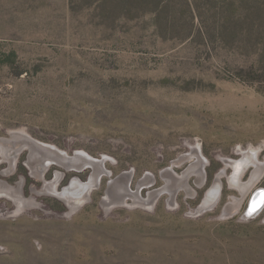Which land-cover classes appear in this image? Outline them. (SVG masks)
Masks as SVG:
<instances>
[{
    "label": "rangeland",
    "instance_id": "1",
    "mask_svg": "<svg viewBox=\"0 0 264 264\" xmlns=\"http://www.w3.org/2000/svg\"><path fill=\"white\" fill-rule=\"evenodd\" d=\"M12 132L105 171L51 165L56 191L36 195L28 148L10 170ZM197 153L191 195L103 204L120 175L152 177L146 198ZM246 155L242 183L264 163V0H0V181L35 194L0 196V264H264V206L246 214L264 170L244 195L231 181Z\"/></svg>",
    "mask_w": 264,
    "mask_h": 264
},
{
    "label": "bare ground",
    "instance_id": "2",
    "mask_svg": "<svg viewBox=\"0 0 264 264\" xmlns=\"http://www.w3.org/2000/svg\"><path fill=\"white\" fill-rule=\"evenodd\" d=\"M11 140V144L15 145L13 141L15 140H19V144L20 146L18 148H16L15 146L13 147L11 152V157H9V166L11 167L10 170H12V167L15 165V161H16V157L17 154L19 152H21L24 148H28L26 150L30 151V156H29V160H28V165L31 169V175H33L35 180H41L44 182V185L41 189H36L35 187L32 188V191L36 194V195H40L42 193L45 192H54L56 191V186L54 185V183H48L46 182L45 179V171L51 167V165H57L60 166V168H64L66 171H77L81 172L87 168H91L93 170L92 173V177L97 176V179L100 178V175L104 169V159H102L101 161H97L95 159L90 158L89 156L83 155V154H75L73 156L68 155L67 153L58 150L55 147L52 146H48V145H44L42 143H39L38 141L33 140L31 137H29L28 135L22 133V132H12V137H10ZM9 142V141H8ZM13 142V143H12ZM8 148V147H7ZM11 150V149H10ZM36 153L39 157L37 159V157L34 155ZM192 154V153H191ZM199 153L193 155L192 159L193 164H191V167L188 171L183 172L181 175H177L175 174L173 169H170L167 174L165 175V179H166V185L165 187L161 188L160 190H158L155 194L154 193H149L148 196L146 198H143L141 196L140 190L142 189V187L145 186H149L151 185L150 183L153 182V178L151 177H145L144 179L140 180L137 189L135 191L132 190V188L129 186V179L131 178V174H122L120 175V177H118L116 180H114L113 182H111V184L109 185L107 192H106V197L103 201L104 205H108L111 197H115L116 199L114 200L116 203L118 202H124L126 203L128 200H131L134 204H143V205H147L150 204L153 201V198H155L156 196L162 194V193H168L169 194V199L170 201H175V197L177 195V193L180 190H184L186 193H190L193 192V188L190 186V183H188L187 179H188V175L190 171H192V169L195 171L196 177L198 182H203L204 179V175H205V170H204V164L203 162L200 163V158H199ZM253 161V158L251 157V155H246L244 160H241L235 164H233V168H234V179L237 180V182L239 181L238 179H240L239 176H241V173L244 169V166H247V164H249L250 162ZM259 161V160H258ZM258 161H254L253 165L256 167V170L253 174V177L251 179V181L246 184L243 185L241 184L242 188L240 189V191L242 192V194L244 195L245 192L248 190L249 186L254 183L253 181L256 179V177L258 176V173L261 172L262 169V163L258 162ZM200 164V165H199ZM251 164V163H250ZM199 165V167H198ZM15 167V166H14ZM226 167H227V163L225 165V167L221 170V173H219L216 177V183L213 187V189H211L209 191V194L206 196V199L203 203V207H207V205L209 204V202H215L214 200L217 199V185L220 182V180L222 179V175L226 174ZM59 168V167H58ZM64 170V171H65ZM9 172V171H8ZM23 181L24 179H22L20 182H18L15 186L13 185H9L7 182L5 181H0V196H10L14 199V201L19 205V204H26V203H31L34 200V195L31 196L30 199H26L23 196V192H22V185H23ZM92 182V181H91ZM125 182V183H124ZM96 183V180H95ZM204 183V182H203ZM201 183H198V185ZM239 182H238V186H239ZM82 186V193H80L79 196L77 195H62L64 197V199L66 200L67 203H69L70 205H72L73 203H75L74 199L78 200L80 198H85L91 191V187L90 185L88 186L87 184H81ZM237 185V184H236ZM90 187V188H89ZM240 188V186H239ZM262 193L261 195L257 194L252 201V208L255 209L256 207H258L259 205L262 204V202L264 201V191L260 190ZM259 197L258 199H255ZM107 199V200H106ZM113 201V202H114ZM238 201V200H237ZM239 202V201H238Z\"/></svg>",
    "mask_w": 264,
    "mask_h": 264
},
{
    "label": "water",
    "instance_id": "3",
    "mask_svg": "<svg viewBox=\"0 0 264 264\" xmlns=\"http://www.w3.org/2000/svg\"><path fill=\"white\" fill-rule=\"evenodd\" d=\"M83 154V155H86L85 153H83V152H75L74 154ZM86 156H88V155H86ZM102 159H107L106 157H102ZM258 190V189H257ZM255 191L254 192V194L251 196V199H250V209L247 211L248 213H246L247 214V216H254V215H256V214H258L259 212H260V210H261V208L264 206V201L262 202V204L261 205H259L258 207H256L255 209H253L252 208V199L257 195V194H259V195H261V189H259L258 191ZM263 191H264V189H263ZM208 208V207H207ZM207 208H201V209H199L198 210V212H203V211H205Z\"/></svg>",
    "mask_w": 264,
    "mask_h": 264
},
{
    "label": "flooded vegetation",
    "instance_id": "4",
    "mask_svg": "<svg viewBox=\"0 0 264 264\" xmlns=\"http://www.w3.org/2000/svg\"><path fill=\"white\" fill-rule=\"evenodd\" d=\"M198 156H199V158H200V155H198ZM200 159H201V158H200ZM253 160H254V158H253ZM256 161H257V160H256ZM258 162H259V161H258ZM203 164H204V163H203ZM253 167H254V172H255L256 167H255L254 165H253ZM243 170H244V169H243ZM263 170H264V163H262V169H261V172H262ZM103 171H105V168L103 169ZM254 172H253V174H254ZM261 172L258 173V176L261 174ZM103 173H104V172H103ZM219 173H221V171H220ZM219 173H218V174H219ZM234 175H235V172L233 173V175H232V177H231V179H232L231 181H232L233 184H235V185H236V184L238 185V182H239V183H240V184H239L240 188H242L241 184L246 185V184L249 183V182H248V183H242V181H241V176H239L240 179H238L239 181L237 182V180L234 179V178H235ZM241 175H242V174H241ZM258 176H257V177H258ZM222 177H223V175H222ZM222 177H221V178H222ZM252 177H253V175H252ZM251 179H252V178H251ZM255 180H256V179H255ZM220 182H221V180H220ZM220 182L218 183L217 187L220 185ZM239 186H238V187H239ZM77 196H78V195H77ZM258 198H259V197L255 198V199H258ZM252 200H253V199H252ZM215 205H216V204H215Z\"/></svg>",
    "mask_w": 264,
    "mask_h": 264
},
{
    "label": "crops",
    "instance_id": "5",
    "mask_svg": "<svg viewBox=\"0 0 264 264\" xmlns=\"http://www.w3.org/2000/svg\"><path fill=\"white\" fill-rule=\"evenodd\" d=\"M170 169H172V168H170ZM170 169H169V170H170ZM166 175H168V174H166Z\"/></svg>",
    "mask_w": 264,
    "mask_h": 264
}]
</instances>
